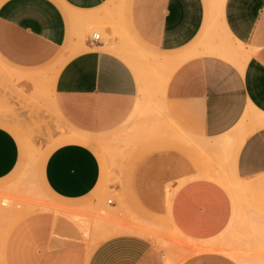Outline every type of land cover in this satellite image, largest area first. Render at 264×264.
Instances as JSON below:
<instances>
[{"label": "crops", "instance_id": "crops-1", "mask_svg": "<svg viewBox=\"0 0 264 264\" xmlns=\"http://www.w3.org/2000/svg\"><path fill=\"white\" fill-rule=\"evenodd\" d=\"M141 61L159 67L150 80ZM8 88L73 133L44 156L35 193L49 204L11 225L4 264H236L204 248L230 217L226 173L264 182V0H0L1 186L28 142L4 120ZM110 141L136 154L123 189L151 214L140 223L165 216L194 251L165 257L147 234L104 222L98 150L106 159Z\"/></svg>", "mask_w": 264, "mask_h": 264}, {"label": "rangeland", "instance_id": "rangeland-1", "mask_svg": "<svg viewBox=\"0 0 264 264\" xmlns=\"http://www.w3.org/2000/svg\"><path fill=\"white\" fill-rule=\"evenodd\" d=\"M92 31H97L101 38L99 25L90 24L87 27V35H90ZM129 41L132 43V40ZM140 68L144 74V80L147 81L159 67L148 61H141ZM5 108L4 120L10 123V129L16 138L28 142L22 167L3 186L0 185V264H4L3 244L11 225L24 214L37 207H47L49 204L43 201L44 194L35 193L36 188L39 189V193L42 191L38 177L44 156L62 138L73 133L72 130L64 132L66 127L51 105L40 104L33 96L20 91L8 88V101ZM91 145L96 146V143ZM100 148L106 155V159L101 151L98 150V154L103 158L106 167L103 181L96 191L97 197L104 203V222L112 224L116 221L120 224L121 220L131 228L140 227L143 234H147V237L163 249L165 257L177 258L188 254V250L184 247L191 243L180 238L168 226L163 219L165 216L153 215L161 219L160 223H140L142 217L138 215L139 213L147 216L151 214H145L137 207L128 204L126 191L123 189V181L126 179L125 165L136 154L128 155L131 152L121 146L118 141H110ZM226 174L229 179H226L223 184L231 201L230 217L225 228L213 241L214 246L204 250L218 251L236 264H264V182H259L252 188H246L247 185L241 180L231 179L232 175ZM115 183L121 188L115 189L113 187ZM107 198L115 200L116 205L108 207ZM107 209L114 210L117 217H113V213H108ZM148 220L155 219L148 218ZM183 243L185 246L182 245Z\"/></svg>", "mask_w": 264, "mask_h": 264}, {"label": "bare ground", "instance_id": "bare-ground-1", "mask_svg": "<svg viewBox=\"0 0 264 264\" xmlns=\"http://www.w3.org/2000/svg\"><path fill=\"white\" fill-rule=\"evenodd\" d=\"M132 232H135V233H143V230L140 228V227H132V228H129ZM180 244V243H179ZM184 244V243H183ZM181 245V244H180ZM184 246V245H183ZM186 250H188V253H190L191 251H194V249H192L190 246L189 248L187 247H184ZM1 255V254H0Z\"/></svg>", "mask_w": 264, "mask_h": 264}, {"label": "built area", "instance_id": "built-area-1", "mask_svg": "<svg viewBox=\"0 0 264 264\" xmlns=\"http://www.w3.org/2000/svg\"><path fill=\"white\" fill-rule=\"evenodd\" d=\"M99 38V33L97 31H92L89 35V39L91 41L97 40ZM110 199L108 198L107 201H109Z\"/></svg>", "mask_w": 264, "mask_h": 264}]
</instances>
